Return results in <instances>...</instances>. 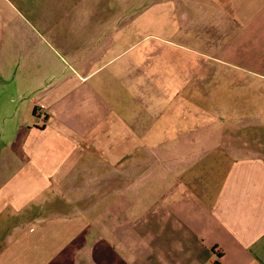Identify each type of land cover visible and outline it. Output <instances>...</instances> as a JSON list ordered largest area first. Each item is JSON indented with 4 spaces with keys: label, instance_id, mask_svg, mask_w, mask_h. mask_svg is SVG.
<instances>
[{
    "label": "crops",
    "instance_id": "obj_1",
    "mask_svg": "<svg viewBox=\"0 0 264 264\" xmlns=\"http://www.w3.org/2000/svg\"><path fill=\"white\" fill-rule=\"evenodd\" d=\"M52 1L23 0L21 12L0 0V139L21 142L0 161L4 176L20 165L18 183L0 186V213L20 218L0 236V264H264V151L222 155L223 121L192 134L197 74L133 56L134 0H63L56 66L43 50ZM139 7L164 15L148 37L257 45L264 64V0Z\"/></svg>",
    "mask_w": 264,
    "mask_h": 264
},
{
    "label": "rangeland",
    "instance_id": "obj_2",
    "mask_svg": "<svg viewBox=\"0 0 264 264\" xmlns=\"http://www.w3.org/2000/svg\"><path fill=\"white\" fill-rule=\"evenodd\" d=\"M96 1L87 0V6ZM154 1L134 0L136 11L128 12V16L134 14V17H131L133 19L131 27L133 37L138 40L143 38L140 43L134 46L133 51L131 50L133 56L144 54L146 56L142 60L144 66L160 70L168 69L173 71L174 75L175 72H178V74L183 73L182 76H187V65H189V70H193L197 74L193 81L195 91L192 92V100L193 102L200 101L197 104H201L204 110L200 118L201 125L193 130L192 123L199 118L200 114L194 105L191 122L192 134L198 135L205 122L217 124V122L223 121V125L226 127L224 130L227 133L222 139L224 145V148L220 149L222 155L227 156L229 149L235 145L239 150L247 146L264 151V64L260 63L262 53L260 48H257V45L246 44L243 47L239 46L240 48L232 49L229 46L227 50L218 51L210 46L205 47L204 42H195L193 39L190 41L189 31L184 29L179 30L177 36L168 35L171 42L167 43L155 37H148L146 35L158 33L157 25L164 20V15H161L162 12L156 7L146 8L147 10L142 7L141 11L137 10L140 5ZM64 5L65 1L63 0L51 2L50 25L43 30L52 45L51 48L43 50L52 52L50 58L56 66L59 65L57 57L66 54L58 41V37L64 36L68 31L65 21L63 22ZM10 8L23 12V0H7L6 9L10 10ZM136 12H138L137 15ZM27 18L35 25L40 21L39 14L36 17L29 14ZM164 31L166 30L164 29ZM191 63H193L192 66ZM0 76L3 78L1 89L8 91V87H4L6 84L4 80L8 81L9 71L4 68L0 71ZM4 133V137L0 139V161L4 158L2 153L4 149L8 148V145L12 148L13 144L21 143L12 142L6 136V131ZM216 154L218 153L213 150L207 155ZM25 162L22 161L23 164ZM19 170L20 165L12 164L10 171H6L5 176L0 174V186L6 184L9 187H14L18 183V179L15 177ZM34 207L31 204V208ZM17 221L19 222L20 218L13 211H2L0 213V236L5 238V235L9 234V230H11L10 227Z\"/></svg>",
    "mask_w": 264,
    "mask_h": 264
}]
</instances>
